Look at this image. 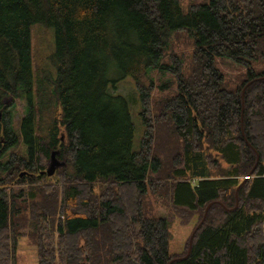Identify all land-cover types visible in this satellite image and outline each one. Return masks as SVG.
Returning <instances> with one entry per match:
<instances>
[{"label":"trees","instance_id":"16d2710c","mask_svg":"<svg viewBox=\"0 0 264 264\" xmlns=\"http://www.w3.org/2000/svg\"><path fill=\"white\" fill-rule=\"evenodd\" d=\"M35 23L54 49L34 82ZM109 72L135 84L136 149ZM209 203L169 254L170 223L193 231ZM21 236L37 264H264V0H0V264Z\"/></svg>","mask_w":264,"mask_h":264},{"label":"rangeland","instance_id":"374dc122","mask_svg":"<svg viewBox=\"0 0 264 264\" xmlns=\"http://www.w3.org/2000/svg\"><path fill=\"white\" fill-rule=\"evenodd\" d=\"M204 0H180V7L183 12L187 10L190 3H202ZM54 49V31L50 26L41 23H35L31 26V56H32V74L34 82L38 78V68L53 70L51 65V56ZM216 65L228 77L232 73L243 72L245 69L232 59L226 57H216ZM258 69V67H256ZM109 78H117L118 83L114 92L123 94L129 103L131 118L134 123V134L132 138V147L136 149L140 137L143 133V125L139 116V98L133 79L128 75H116L115 72H109ZM25 101L17 100L12 109V124L17 131L21 117L25 111ZM14 147L13 149H15ZM18 149H20L18 147ZM57 157V156H56ZM48 163V162H47ZM47 166V165H46ZM61 167V166H60ZM59 168V167H58ZM53 175V174H52ZM151 197V196H150ZM149 197V198H150ZM166 207L158 205L152 208L151 203H147L145 215L147 217L166 215ZM196 218L190 223L182 225L176 219L168 227L167 250L169 254H181L184 251L187 240L189 241L192 228ZM18 261L17 264H37L35 246L27 243V238L21 236L18 240Z\"/></svg>","mask_w":264,"mask_h":264},{"label":"water","instance_id":"95a60500","mask_svg":"<svg viewBox=\"0 0 264 264\" xmlns=\"http://www.w3.org/2000/svg\"><path fill=\"white\" fill-rule=\"evenodd\" d=\"M244 90H245V87L242 88V91H241V99L243 100V96H244ZM58 153V151H52L51 154H50V158L48 160V163H47V166L45 167V169L43 171H41L40 173L41 174H46L47 176H51L55 170L60 167V166H63L64 165V162L62 160H60L58 157H56V154ZM236 195V193H235ZM211 203H209L205 210H204V214H203V217L201 219V221L198 223V225L193 229V231L191 232L190 234V237H189V241H188V252L190 250V247H191V244H192V238H193V234L194 232L196 231L197 227L201 224V222L203 221L204 217H205V214L207 212V209L208 207L210 206Z\"/></svg>","mask_w":264,"mask_h":264},{"label":"built area","instance_id":"2783aa9c","mask_svg":"<svg viewBox=\"0 0 264 264\" xmlns=\"http://www.w3.org/2000/svg\"><path fill=\"white\" fill-rule=\"evenodd\" d=\"M247 177H249L248 175L247 176H245V178H247Z\"/></svg>","mask_w":264,"mask_h":264}]
</instances>
